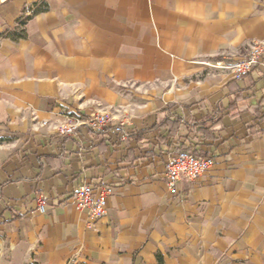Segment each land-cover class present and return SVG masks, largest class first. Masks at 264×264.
I'll return each mask as SVG.
<instances>
[{
	"label": "crops",
	"instance_id": "crops-1",
	"mask_svg": "<svg viewBox=\"0 0 264 264\" xmlns=\"http://www.w3.org/2000/svg\"><path fill=\"white\" fill-rule=\"evenodd\" d=\"M20 18L0 41V264H264V58L220 67L264 45V0H0V33ZM91 114L128 137L58 134ZM180 152L214 163L170 189ZM100 184L91 222L71 196Z\"/></svg>",
	"mask_w": 264,
	"mask_h": 264
},
{
	"label": "built area",
	"instance_id": "built-area-1",
	"mask_svg": "<svg viewBox=\"0 0 264 264\" xmlns=\"http://www.w3.org/2000/svg\"><path fill=\"white\" fill-rule=\"evenodd\" d=\"M264 58V45L254 43L250 46L248 53L230 63H221L220 67L229 70L232 79L242 80L261 62ZM113 118L107 114H91L84 118L81 116H66L64 123L59 126L58 134L62 136H73L81 128H87L94 133H103L110 130L121 139L128 137L123 129V122L113 126ZM212 157H200L188 152H180L169 158L166 163L165 178L168 188H173L181 180L196 181L201 179L213 166ZM110 189L103 185H83L72 193V201L78 211L85 212L91 222H96L105 217L108 209V198ZM37 212L43 213L46 199L37 196Z\"/></svg>",
	"mask_w": 264,
	"mask_h": 264
},
{
	"label": "trees",
	"instance_id": "trees-1",
	"mask_svg": "<svg viewBox=\"0 0 264 264\" xmlns=\"http://www.w3.org/2000/svg\"><path fill=\"white\" fill-rule=\"evenodd\" d=\"M35 12H39V11H35ZM24 25H25V19L20 18L14 30L5 31V32L0 33V41L3 39H9L12 41H18L20 39H25L26 33L24 31Z\"/></svg>",
	"mask_w": 264,
	"mask_h": 264
}]
</instances>
